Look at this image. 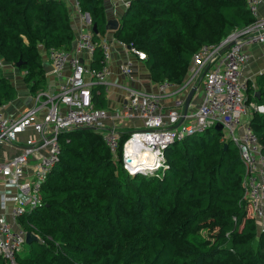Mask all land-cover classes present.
Instances as JSON below:
<instances>
[{
    "label": "trees",
    "instance_id": "1",
    "mask_svg": "<svg viewBox=\"0 0 264 264\" xmlns=\"http://www.w3.org/2000/svg\"><path fill=\"white\" fill-rule=\"evenodd\" d=\"M76 2L95 29L88 67L99 69L103 62L98 42L105 32L103 0ZM252 22L245 0H127L112 38L144 53L142 63L151 82L178 84L191 54L201 45L216 43ZM71 41L61 0H0V57L11 66L19 62L17 70L30 94L41 90L44 83L46 62L37 45L44 50H67ZM89 92L91 107L105 109L103 86L93 84ZM244 94L246 103H262L264 72L255 76L253 88L246 83ZM15 95L0 75V105ZM248 125L264 156V114L250 113ZM127 134L118 133L119 144ZM220 136V130L212 127L173 141L164 150L168 166L157 170L159 176L154 177L155 173L126 174L118 159L112 160L98 133L90 129L59 133L58 160L41 183L39 204L15 219L20 229L35 237L15 254V261L207 264L224 250L218 245L228 244L238 264H264L254 221L245 216L242 165L231 143L225 142L222 148ZM67 144L83 147L71 153ZM203 216L219 229L215 242L192 245L181 239L177 245L173 233L196 230ZM172 221L170 234L164 227ZM0 264H4L1 259Z\"/></svg>",
    "mask_w": 264,
    "mask_h": 264
},
{
    "label": "built area",
    "instance_id": "2",
    "mask_svg": "<svg viewBox=\"0 0 264 264\" xmlns=\"http://www.w3.org/2000/svg\"><path fill=\"white\" fill-rule=\"evenodd\" d=\"M68 10L76 14L78 25L67 50L45 49L44 61L49 74L57 79L51 91L38 90L32 104L15 117L0 115V145L15 144L17 136L30 131L14 153L0 161V182L11 192H0V259L4 264H16L15 254L24 244L25 231L15 219L40 202V186L50 167L57 161L59 133L72 129L96 131L112 157L119 152V165L128 175L153 174L164 164V150L173 141L200 134L219 125V143L229 142L236 149L242 165V198L256 229L264 220V156L255 134L248 125L250 113L264 114L262 103L245 102L246 84L242 72L249 59L248 48L264 42V17L256 10L260 0H245L253 22L213 44L201 45L189 58V73L180 83L166 80L156 82L154 91L126 89L115 110L91 107L89 87L103 85L110 75L105 64L110 60L107 42L99 39L103 65L92 69L82 58L95 46L90 24L83 22L76 0H64ZM113 12L127 0H107ZM114 43L124 52V59L115 65L117 74L129 77L133 62L144 60V53L121 41ZM38 50L42 49L37 45ZM83 56V57H82ZM0 57V67L2 66ZM22 73V72H21ZM48 74V73H47ZM193 88L183 110V100ZM197 94L198 103L190 100ZM162 96L171 98L162 105ZM131 120L139 122L123 140L118 142L119 128ZM118 131V132H117ZM117 158V157H116ZM28 161L31 167L26 169ZM7 203L10 205L7 207ZM5 212V217L2 213ZM2 215V216H1Z\"/></svg>",
    "mask_w": 264,
    "mask_h": 264
},
{
    "label": "crops",
    "instance_id": "3",
    "mask_svg": "<svg viewBox=\"0 0 264 264\" xmlns=\"http://www.w3.org/2000/svg\"><path fill=\"white\" fill-rule=\"evenodd\" d=\"M65 7L67 6L64 0H61ZM103 13L105 20L106 19H118L123 11V7L118 5L116 9L112 12L108 6L107 0H103ZM67 11V19L69 26L72 31V38L74 37L76 26L78 25L76 14L68 10ZM256 15L258 17H264V0H260ZM85 18L83 19V21ZM102 41L107 42L108 50L110 53V60L105 64L108 66L110 70V75L107 77L103 86V94L106 103V109L115 110L117 105L120 103L122 98L125 96L126 89H139L141 91H154L155 84L149 80L148 73L142 62L134 61L133 62V71L129 77H122L117 74L115 65L117 62H120L124 59V52L114 43V39L112 38L111 31H105L99 38ZM249 51V59L246 63V66L242 72V77L249 87H254V78L256 75L264 72V42L258 44H252L248 48ZM39 53L41 55V59L45 57V50L40 49ZM83 57V56H82ZM82 61L88 65L89 59L85 57L82 58ZM2 66L0 67V75L5 78L8 83L15 89L16 95L15 97L7 103L0 105V115L3 117H15L23 112L26 108H28L32 104V96L27 90V86L22 81V73L18 71L17 68L11 66L9 63L2 61ZM189 73V68L186 67L182 80L187 77ZM44 83L41 87V90L51 91L55 88L57 84V79L52 74H44L43 76ZM246 97V95L244 94ZM244 97V99H245ZM198 95L192 94L191 102L196 105L198 103ZM171 98L167 96H162V105H167L170 102ZM246 100V99H245ZM246 102V101H245ZM139 122L137 120H131L129 123H126V127L119 128L121 132H129L133 129H138ZM118 132V131H117ZM30 131H24L23 133L17 136V141L15 144H1L0 145V161L4 158L12 155L14 153V148L19 146L25 137L30 135ZM32 162L28 161L26 169L31 167ZM11 192L10 188L5 187L0 182V192ZM7 207L10 203L6 204ZM5 217V212L2 213ZM1 215V216H2Z\"/></svg>",
    "mask_w": 264,
    "mask_h": 264
},
{
    "label": "rangeland",
    "instance_id": "4",
    "mask_svg": "<svg viewBox=\"0 0 264 264\" xmlns=\"http://www.w3.org/2000/svg\"><path fill=\"white\" fill-rule=\"evenodd\" d=\"M83 22L87 23L86 20H84ZM42 60L44 61V57H43ZM94 132H96V131H94ZM91 139H92L91 137L87 138V139H85L84 142L86 144H88L91 141ZM60 140L63 142V139H60ZM57 142H58V145H59L60 141H58V137H57ZM85 143L83 145H85ZM66 146H67L68 150L71 153H75V152H77L78 149L81 150L80 148L83 147L82 144L76 145L77 147L75 145H73V144H67ZM117 159L118 158H116V157L112 158V160H114V161L117 160ZM169 159L172 162L175 161V157H170ZM57 160H58V158H57ZM166 160H165V157H164V164H167V166H168L169 162L167 163ZM67 161L71 162V158H69ZM71 164H73V162ZM204 165L207 166L208 164L204 163ZM152 172L155 173L154 177H156V175L159 176V173L157 172V170L152 171ZM245 210H246L245 216L246 217H250L249 216V209L247 208ZM198 221H199L200 225L194 231L188 232L187 229L184 228V229L177 230L178 231L177 235H176V232L173 233L174 237H176L175 240H176V244L177 245H178V242L181 241V239H184L185 241H187L188 243H191L192 245H196L197 242H202V243H204L205 246H208V245L212 244L213 242H215V236L219 234V229H218L217 225L212 223V222H210V221H205V217L204 216L201 217L200 219H198ZM262 222H263V226H262L261 230H258V229L255 228L256 229V236H257L255 241L257 243H259V246H260V248L262 250V253H263L261 260L264 262V220ZM164 229L167 230L171 234V232L174 229L173 221H172V223L169 222V224H167L164 227ZM254 244H255V242H252V245H254ZM24 245L25 244L22 245L21 250L25 249ZM221 246L224 247V250L221 252V254L217 258H214L212 261H210L207 264H238L234 260L233 256L229 253L228 244L218 245V247H221ZM16 264H17V262H16Z\"/></svg>",
    "mask_w": 264,
    "mask_h": 264
},
{
    "label": "water",
    "instance_id": "5",
    "mask_svg": "<svg viewBox=\"0 0 264 264\" xmlns=\"http://www.w3.org/2000/svg\"><path fill=\"white\" fill-rule=\"evenodd\" d=\"M85 16V20L88 22V17L86 14H84ZM117 27V20L116 19H106L105 22H104V25H103V28L105 31H114ZM90 32L91 33H95V29H94V25H90ZM19 66V62L17 61L15 64H14V67L17 68ZM43 73L44 74H47L51 71V68L49 66V64L46 62L43 64ZM193 91V88H191L186 96L184 97V100H183V110H185L186 108V105L189 101V97L191 95ZM257 92H254L253 96L257 97ZM213 129L214 130H219V125L216 124L213 126ZM225 143L222 145V148H225ZM35 240V237L30 233V232H25L24 234V244H29L30 242L34 241Z\"/></svg>",
    "mask_w": 264,
    "mask_h": 264
}]
</instances>
